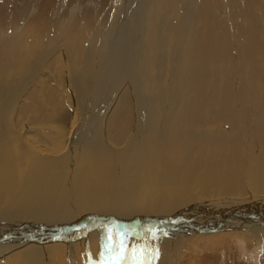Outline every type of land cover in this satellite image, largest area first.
Masks as SVG:
<instances>
[{
	"label": "bare ground",
	"instance_id": "obj_1",
	"mask_svg": "<svg viewBox=\"0 0 264 264\" xmlns=\"http://www.w3.org/2000/svg\"><path fill=\"white\" fill-rule=\"evenodd\" d=\"M128 1L125 38L80 42L76 22L63 25L49 3L35 29L0 34V77L9 72L12 84L0 82V260L28 242L83 239L91 250L88 231L112 249L120 244V264H161L185 244L192 260L194 237L186 235L228 230L244 243L264 235V210L253 209L264 203V0H146L142 11ZM29 34L39 40L29 39L33 50L22 48ZM54 46L71 62L79 53L83 68L69 79L76 104L63 91L62 56L47 62ZM33 54L32 63L23 60ZM43 69L55 83L42 84ZM130 82L134 97L137 85L148 96L145 104L132 99ZM36 96L56 104L51 119L33 107ZM24 109L35 114L27 131L14 126ZM36 128H54L61 140L52 145ZM243 128L245 141L236 135ZM107 225L123 232L101 231ZM40 250H24L12 264L35 263ZM128 252L138 259L128 263Z\"/></svg>",
	"mask_w": 264,
	"mask_h": 264
},
{
	"label": "rangeland",
	"instance_id": "obj_2",
	"mask_svg": "<svg viewBox=\"0 0 264 264\" xmlns=\"http://www.w3.org/2000/svg\"><path fill=\"white\" fill-rule=\"evenodd\" d=\"M116 1L117 0H0V34L5 28L14 31L15 33L22 32L23 34H24L23 31L26 32V31H31L35 29V24L37 22H34L32 25L30 24L33 22V20H36L34 19L35 16H42L43 14L41 10L42 7L44 6L47 7L49 3V4H52L50 5V7L52 8L51 16H53L54 18H59V20L62 21L63 25H65V23L68 22L70 18H71V24L76 22L77 24L76 30L78 34H80V39H79L80 42H82V40L83 42H86L89 40H98L97 41V44H98L100 39L107 38V39L114 40L113 38H125L126 35L128 34V32L124 33L125 31L124 25H126L127 17L126 16L123 17L122 14L123 12L127 10L125 8V2L127 3L129 1L123 0L122 7H120L119 9L116 7V4H115ZM132 1H133V7H132L133 11H138V10L142 11L143 4H144V8L147 7L146 0L144 1V3H143V0H132ZM50 7H47V9L49 10H47L44 16H46L47 13H49ZM117 10L119 11L118 12L119 20L115 19L116 17L115 13ZM54 13H56V15ZM88 20H90V23L87 22ZM12 21H14V23H10ZM145 23H147V21ZM145 23H143V30L142 31L140 30L138 37H142V34L145 32V35H144V38H145L147 34L150 32V30H148V25ZM95 24L96 26H99V28L101 29L100 30L101 32L98 38L93 39L91 38V33L93 32L92 31L93 28L96 27ZM45 25H48L47 21L42 22L41 27ZM84 28L86 29L83 30ZM32 35L33 34L27 35V37H29L27 40L31 39ZM70 35L72 36V34ZM33 36L37 43L39 40L37 37H35L36 34ZM66 41H70V39H66ZM53 42H57V40H55L54 38ZM27 43L22 44V48L31 49V46H33L34 43L29 44L30 40ZM60 46H63V45H60ZM45 48H47V46H45ZM54 48L55 49L52 50L53 48L50 47V51H52V54L50 58L47 60V62L49 63L52 59H54L58 55L62 56L57 59H58V64L61 66V75H60L61 81H64L66 84V88H64L63 91L66 94V96L68 95V93L71 94V96H73V99H74V104H76L77 103L76 98H75L76 92L69 79L72 78L71 76H73L72 71H75L77 74H79V71H81V69L83 68L82 64L79 61V58H80L78 56L79 53H76L75 51L73 52L77 58L75 59V61L71 62L70 54L66 51V49L64 53V51L62 52V50L57 48L56 46H54ZM34 49H35L34 51L35 53L37 50V47L34 46ZM33 55L34 57L23 58V60L28 62L29 60L32 59L30 62L32 63V61L36 57L35 54ZM73 60H74V57H73ZM65 64L67 65L64 67ZM19 70L23 72V67H21ZM8 74L9 72L2 74L1 75L2 77H0V82L3 83L5 86H7L8 89H10L12 87V84L10 82V78H8ZM21 75L23 74H18V76H21ZM53 76L54 74L52 73L51 69L49 70L43 69L42 72L39 74V79L40 81H44L42 84L51 85L55 83L53 81L54 80ZM33 81L34 80H32L31 82L32 84L31 86L38 83V81L36 80L34 81V83ZM126 85L128 87V90L130 91V94L132 95V99L138 98L140 99V101H143V103L145 104V102L148 99L147 98L148 96L143 93L142 88L139 85H137V88H136L137 97H134L131 82L127 83ZM25 91L19 96V101L23 99V94L25 93ZM33 107L34 108L42 107L47 113L49 119H51L52 115L55 114V112H57L56 104H52V103L50 104L49 102H46L45 97L36 96L35 99L33 100ZM23 111L25 115H23L21 122L18 125L16 124L15 125L13 124V125L16 126L18 129L27 131L26 128H31L30 123L31 121H33L32 118L35 117V114H33L32 110L28 112L27 110L24 109ZM104 117L105 116H103L102 118L104 119ZM14 119H15V115L11 113L10 122H12ZM36 129L42 132L47 137H49L52 145H56L52 142V140L54 139L61 140L59 136L56 134L54 128H52L51 130L50 129L46 130L44 128H36ZM237 132L238 134L236 135L239 137V140L245 141L246 137L249 135V133H246V130L244 128L241 130H237ZM252 140L255 141L254 139ZM24 142L26 141H22L21 144H23ZM31 161L32 160L29 159L27 162L30 163ZM232 199L229 198L228 200H232ZM229 205L230 206L227 207L228 210H232V208L235 207L233 204H229ZM236 205H239V204H236ZM262 205L263 206L254 207L253 209L254 210H264V203ZM232 213L243 215L242 212H232ZM87 216L92 218L91 214H88ZM149 218L148 219L150 221L154 219L152 216ZM261 220L262 219H260V221ZM254 221L259 222L258 219H254ZM254 226L261 227L262 225L255 224ZM107 228H111L114 231L120 230L123 232L122 228L110 227L109 225L103 227L101 231ZM131 229L132 228L128 230H131ZM134 230L135 232L139 231V229L138 230L134 229ZM145 230H140V231H143L141 236L148 235L147 232H145ZM252 231L254 230L252 229ZM252 231H249V232H252ZM230 232L231 231L225 230V231L218 232L216 235H210L211 237H213L219 234V236H217L215 240H211V237H205V235L203 234L186 235L185 237H194L193 238L194 241L188 244L189 247L194 250L191 256H189L192 260H187V258H184L185 255L183 254L187 252V250L184 249L186 245L185 244L183 248L176 250V252L172 254L173 255L172 257L167 258V257L161 256V259L163 260L165 259V261L161 260L162 261L161 264H184L185 261H187V264H264V235H262L259 240H255L254 238H251V237H249L248 239L244 237V240H245V243H244L243 241L236 239L234 236L229 237ZM233 232L234 233L238 232V233H243V234L249 233V232L241 231L238 229H234L232 233ZM88 234L90 238L89 242H90L92 251L88 249V246L86 247L85 245L86 242L83 239L74 241L75 243L73 245L71 244V246L66 244V242H63V241H56L55 243L50 241L45 244H35V243L28 242L29 243L28 245L23 246V248H21L17 252L8 254L7 256L5 255L6 257H4L3 260H0V264H12L15 261L14 256H17L16 254L19 253L18 255H20L23 253L24 250H28V249L35 248V247L38 249L39 248L42 249L40 250V254L38 255L39 260H37L35 263L24 261L23 264H91V258L96 264H116V261L113 259V257L119 258L122 256V253L120 254L121 252L120 244L117 242L113 243L114 249H112V245L108 244L109 243L108 239L106 240L107 243L106 242H104V244L100 243L99 241L100 236L98 234V231H92V232L88 231ZM54 236H59V235H54ZM128 238L126 240H128ZM136 239H134L133 237L132 238L130 237V240H136ZM69 247H71V249ZM118 248L120 250H118ZM85 250L86 251L90 250L92 254L89 253L88 251L86 253ZM89 254L91 258H89ZM129 255H130L129 252L126 253V261H128V263L131 261V259L134 261L138 259L136 252H134L133 255H130V256ZM103 257H105L104 262L102 259ZM172 258L173 259L176 258V259L173 260ZM122 262H123V259L120 261V263Z\"/></svg>",
	"mask_w": 264,
	"mask_h": 264
},
{
	"label": "snow or ice",
	"instance_id": "obj_3",
	"mask_svg": "<svg viewBox=\"0 0 264 264\" xmlns=\"http://www.w3.org/2000/svg\"><path fill=\"white\" fill-rule=\"evenodd\" d=\"M109 239H111V237H109ZM121 251H123V249H121ZM113 259L116 261V264H120V261L123 259V256L119 258L113 257ZM138 264H144V262L141 260L138 262Z\"/></svg>",
	"mask_w": 264,
	"mask_h": 264
}]
</instances>
